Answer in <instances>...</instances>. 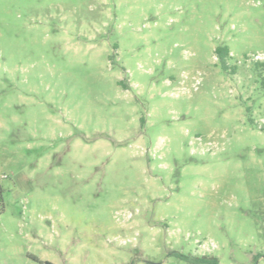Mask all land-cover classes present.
Listing matches in <instances>:
<instances>
[{"label": "rangeland", "instance_id": "1", "mask_svg": "<svg viewBox=\"0 0 264 264\" xmlns=\"http://www.w3.org/2000/svg\"><path fill=\"white\" fill-rule=\"evenodd\" d=\"M256 61L264 0H0V264H264Z\"/></svg>", "mask_w": 264, "mask_h": 264}, {"label": "trees", "instance_id": "2", "mask_svg": "<svg viewBox=\"0 0 264 264\" xmlns=\"http://www.w3.org/2000/svg\"><path fill=\"white\" fill-rule=\"evenodd\" d=\"M215 54L220 59L222 66L225 67V59L230 56L229 50L226 46L218 47L215 49ZM254 69L257 71V73L262 77V83L264 85V61H256L254 63ZM0 196H1V189H0ZM194 263L197 264H218L217 260L215 258L211 259H195ZM43 264H50L48 262H44Z\"/></svg>", "mask_w": 264, "mask_h": 264}]
</instances>
